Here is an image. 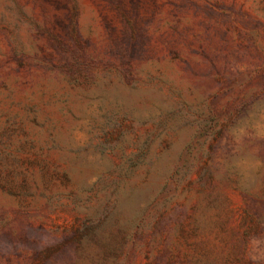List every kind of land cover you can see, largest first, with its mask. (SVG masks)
I'll return each mask as SVG.
<instances>
[{
	"label": "rangeland",
	"instance_id": "rangeland-1",
	"mask_svg": "<svg viewBox=\"0 0 264 264\" xmlns=\"http://www.w3.org/2000/svg\"><path fill=\"white\" fill-rule=\"evenodd\" d=\"M0 264H264V0H0Z\"/></svg>",
	"mask_w": 264,
	"mask_h": 264
}]
</instances>
